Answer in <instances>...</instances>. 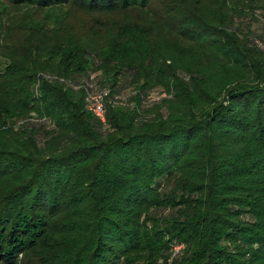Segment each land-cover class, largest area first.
Returning <instances> with one entry per match:
<instances>
[{"label":"trees","instance_id":"16d2710c","mask_svg":"<svg viewBox=\"0 0 264 264\" xmlns=\"http://www.w3.org/2000/svg\"><path fill=\"white\" fill-rule=\"evenodd\" d=\"M166 1L160 21L190 48L187 63L158 46L57 41L42 61L0 70V264L32 253V264H264V6ZM93 68L103 121L82 98Z\"/></svg>","mask_w":264,"mask_h":264},{"label":"rangeland","instance_id":"374dc122","mask_svg":"<svg viewBox=\"0 0 264 264\" xmlns=\"http://www.w3.org/2000/svg\"><path fill=\"white\" fill-rule=\"evenodd\" d=\"M165 1L154 0L145 10L132 6L88 11L69 4L35 6L0 0V70L7 66V62L27 63L32 56L42 61L49 48L57 41L82 42L92 48L114 42L118 44L125 42L123 45L127 48L128 55L129 53L135 55L137 50V53H140L139 50H145L146 47L155 50L158 46L163 55L171 57L170 60L176 64L187 63L192 60L190 48L182 38L174 36V33L165 29L160 21ZM262 6L264 0H253L252 3L247 2L243 11L246 14L259 13ZM100 73L101 71L96 68L89 71L86 82L91 86L90 90H97L102 86L98 83ZM109 73L110 71H107L108 75ZM76 89L74 88L72 92V98L80 101ZM125 94L126 91H123L115 94L114 97L118 101H123L126 98ZM162 94L164 93L157 88L152 89L142 102L146 106ZM82 98L84 100V97ZM19 121L20 119L16 120ZM177 248L178 245L173 246V249ZM33 254L24 256L18 254L16 264H32ZM166 257L167 255H157L150 260L153 263L168 264ZM142 263H147L146 259Z\"/></svg>","mask_w":264,"mask_h":264},{"label":"built area","instance_id":"2783aa9c","mask_svg":"<svg viewBox=\"0 0 264 264\" xmlns=\"http://www.w3.org/2000/svg\"><path fill=\"white\" fill-rule=\"evenodd\" d=\"M105 90H88L85 93V108L100 120H104V101Z\"/></svg>","mask_w":264,"mask_h":264}]
</instances>
